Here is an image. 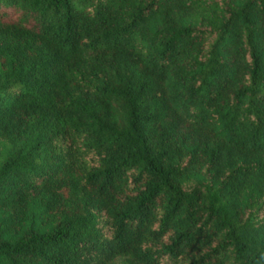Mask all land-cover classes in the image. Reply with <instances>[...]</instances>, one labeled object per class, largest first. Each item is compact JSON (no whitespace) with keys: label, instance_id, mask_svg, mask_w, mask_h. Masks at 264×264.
<instances>
[{"label":"trees","instance_id":"16d2710c","mask_svg":"<svg viewBox=\"0 0 264 264\" xmlns=\"http://www.w3.org/2000/svg\"><path fill=\"white\" fill-rule=\"evenodd\" d=\"M0 264H264V0H0Z\"/></svg>","mask_w":264,"mask_h":264},{"label":"rangeland","instance_id":"374dc122","mask_svg":"<svg viewBox=\"0 0 264 264\" xmlns=\"http://www.w3.org/2000/svg\"><path fill=\"white\" fill-rule=\"evenodd\" d=\"M11 9H7V16L12 15Z\"/></svg>","mask_w":264,"mask_h":264}]
</instances>
